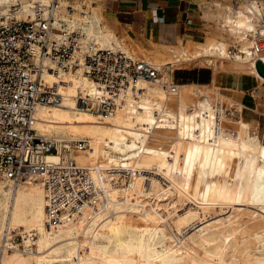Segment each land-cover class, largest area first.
<instances>
[{"label": "bare ground", "instance_id": "1", "mask_svg": "<svg viewBox=\"0 0 264 264\" xmlns=\"http://www.w3.org/2000/svg\"><path fill=\"white\" fill-rule=\"evenodd\" d=\"M208 4L227 21L223 27L231 43L209 42L191 55L213 66L255 71L263 81L254 62L228 54V48L244 43L246 30L264 17L263 3ZM96 5L93 8L100 11L95 17L91 12L86 20L67 19L61 25L100 47L122 49L135 57L139 53L140 59L161 71L163 81L173 78L175 64L189 58L184 51L169 59L164 50L122 48L117 35L102 25L103 5ZM44 76L48 82L56 81L52 72ZM65 78L67 83L59 86L62 102L39 104L35 126L67 145L75 138H92L87 153L67 150L65 155L80 163L145 168L150 187L144 190L143 176H137L131 189L111 188L114 213L86 215L77 225L51 230L41 182L0 179V241L15 232L22 234V242L4 252L1 264H264V141L252 132L250 120L224 110L222 95L214 103L212 88L200 82L180 84L179 99L173 102L176 109L156 115L152 98L165 100L167 93L161 84L148 80L140 83L146 90L141 109L134 113L123 109L101 120L80 108L73 97L78 87L89 85L88 80L72 74ZM199 180L207 193L196 189Z\"/></svg>", "mask_w": 264, "mask_h": 264}, {"label": "built area", "instance_id": "2", "mask_svg": "<svg viewBox=\"0 0 264 264\" xmlns=\"http://www.w3.org/2000/svg\"><path fill=\"white\" fill-rule=\"evenodd\" d=\"M98 1L112 0H7L0 3V179L14 184L40 181L45 190L46 225L59 230L79 224L95 213H114L112 187H134L142 175V188L151 176L139 166L80 163L65 151L88 152L92 138H75L70 145L42 134L35 126L39 104L63 100L59 90L66 75L88 80L73 96L77 105L101 120L123 110L141 109L146 96L142 80L161 84L167 99L152 98L156 115L174 110L180 84L163 81L161 71L125 50L100 47L78 31L62 26L67 19L86 20ZM250 0H238L246 6ZM222 26V23H221ZM244 43L231 45L228 54L256 64L264 55V17L245 32ZM257 68V67H256ZM52 72L56 81L48 82ZM65 140V139H64ZM57 155V159L49 158ZM14 236L0 241V264L5 251L19 243Z\"/></svg>", "mask_w": 264, "mask_h": 264}, {"label": "rangeland", "instance_id": "3", "mask_svg": "<svg viewBox=\"0 0 264 264\" xmlns=\"http://www.w3.org/2000/svg\"><path fill=\"white\" fill-rule=\"evenodd\" d=\"M209 0H205L201 5H194L192 2H188V5L190 6L192 4V8L195 10L199 20L202 23L203 27V32H202V37L196 39V40H180L179 43H163V44H158V43H153L151 47H144L141 44L136 43L131 34H129L125 30H117L113 25L108 23V19L105 15L104 11V6L101 9L102 13V25L103 27H107L111 29L118 38V41H120V45L124 49H128L129 47H133L138 50V48L146 51L148 48H154L157 50H164L166 52V55L169 57V59L174 58L173 56L175 54H179V51H184L187 53L189 56L188 59H183L182 61H179V63L175 64L173 68V80L179 84L183 83H194V82H199L197 80L191 79H186L187 75H191L190 73L193 72L194 70L200 69L201 71L207 72L209 75H213V72L215 75H217V78L210 82H207L209 86L212 88L211 90V95L210 99L216 103V99L218 96L222 95L224 96L226 102L224 105V110H226L230 115L237 116L239 113H242L245 108L249 112H253L254 114H264V87H258L257 91L260 93H256L258 97H256L255 94H253V89H251L249 86L237 81L232 74V72H248L251 74H254L256 77L257 74L255 71H251L248 69L244 68H231L230 66H224L220 63H217L216 65L213 66L212 63L208 62V60H202L200 57H195L192 56V52H201L203 46L207 45L209 42H216L219 40H227L228 42L231 43V36L228 33L227 29L223 27L224 24L227 23L221 16L219 15L218 10L211 4H208ZM228 3L230 1L236 5V1L238 0H227ZM261 3H263L264 6V0H260ZM103 5V2H98L97 5ZM96 5V6H97ZM222 10V9H221ZM98 11L100 9L97 8H92V16L95 17L98 14ZM99 13V15H100ZM222 23V26H221ZM119 31V32H118ZM122 37V38H121ZM194 41H199V42H194ZM202 41V42H200ZM129 44V45H128ZM118 46V45H115ZM134 53V52H133ZM169 53V54H167ZM137 55L138 58H140L139 53H134ZM228 60V59H227ZM168 68V65H166ZM251 71V72H250ZM183 77V78H182ZM261 79V77H259ZM171 79V80H172ZM203 83V82H200ZM264 84V83H263ZM204 88V86H202ZM206 89V88H205ZM261 94V97L259 98V95ZM206 98V96H202V101ZM201 100V99H200ZM199 99L194 101V103H198L200 101ZM242 100V101H241ZM235 101L241 102V104L235 103ZM245 102H248L252 104V107H248ZM238 106V107H237ZM241 109H240V107ZM237 108V109H236ZM246 110V109H245ZM243 114V113H242ZM247 120V119H246ZM252 132L255 133L257 131L260 135L259 130L255 129L252 126ZM44 133V131H42ZM229 144V142H226ZM199 186L196 188L197 190H201L203 187V182L199 180L195 184ZM204 186V185H203ZM227 187V184L224 185ZM193 188L195 186L193 185ZM207 188H203V190L200 191L201 194L207 193L206 190ZM203 192V193H202ZM36 236V235H35ZM14 239H16L18 242H22V234L19 232L14 233Z\"/></svg>", "mask_w": 264, "mask_h": 264}, {"label": "crops", "instance_id": "4", "mask_svg": "<svg viewBox=\"0 0 264 264\" xmlns=\"http://www.w3.org/2000/svg\"><path fill=\"white\" fill-rule=\"evenodd\" d=\"M189 1L193 6L188 5ZM202 3V0H112L108 4L103 2V6L109 24L117 30L127 31L136 43L151 47L153 43L176 44L180 40H196L202 37V23L192 8ZM190 74L184 78L188 80L201 78L202 81L199 82L204 84L217 78L214 72L213 75H209L200 69ZM232 74L237 81L253 89L255 95L260 93L257 91L258 87H264V80L261 81L254 74L248 72H232ZM245 103L248 107H252V104ZM245 109L242 112L244 118L250 120L252 126L259 130L264 141V114L256 115Z\"/></svg>", "mask_w": 264, "mask_h": 264}, {"label": "water", "instance_id": "5", "mask_svg": "<svg viewBox=\"0 0 264 264\" xmlns=\"http://www.w3.org/2000/svg\"><path fill=\"white\" fill-rule=\"evenodd\" d=\"M257 70L264 75V62L261 59H258L256 62Z\"/></svg>", "mask_w": 264, "mask_h": 264}, {"label": "trees", "instance_id": "6", "mask_svg": "<svg viewBox=\"0 0 264 264\" xmlns=\"http://www.w3.org/2000/svg\"><path fill=\"white\" fill-rule=\"evenodd\" d=\"M195 80H197V81H202V79H201V78H199V79H195Z\"/></svg>", "mask_w": 264, "mask_h": 264}]
</instances>
